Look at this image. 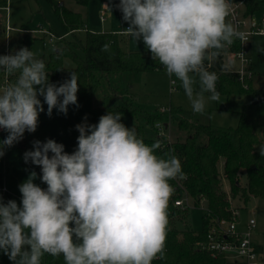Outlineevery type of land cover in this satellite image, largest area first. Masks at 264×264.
Here are the masks:
<instances>
[{
  "label": "clouds",
  "instance_id": "clouds-1",
  "mask_svg": "<svg viewBox=\"0 0 264 264\" xmlns=\"http://www.w3.org/2000/svg\"><path fill=\"white\" fill-rule=\"evenodd\" d=\"M115 7L128 24L124 34L142 41L166 75L181 82L194 113L202 115L209 100L219 101L218 77L205 62L247 39L228 19L231 0H119ZM109 50V44L102 48ZM0 71L16 77L0 88V130L8 133L0 140V157L25 132H36L43 104L49 117L53 109L67 115L70 105L79 107L78 75L51 83L44 61L27 47L0 55ZM122 115L109 111L96 124L85 117L75 126L72 153L53 139L35 140L24 153L25 163L40 167L47 187L34 182L32 171L19 185V204L0 195V251L12 264H42L45 254L62 256L64 264H152L164 258L170 181L183 178L182 164L174 155H157L160 142L146 144L134 126L121 122ZM259 153L264 157V145Z\"/></svg>",
  "mask_w": 264,
  "mask_h": 264
},
{
  "label": "trees",
  "instance_id": "trees-1",
  "mask_svg": "<svg viewBox=\"0 0 264 264\" xmlns=\"http://www.w3.org/2000/svg\"><path fill=\"white\" fill-rule=\"evenodd\" d=\"M62 20L73 40L60 38L55 49L42 59L48 71L49 81L59 85L70 78V72H75L79 78L77 93L78 105H70L67 115L53 109L51 117L47 115V105L39 115V125L34 133L25 132L24 137L11 147L4 149L0 157V190L7 184L12 175V163L8 159L7 150L17 149L21 156L26 151L33 150V141L45 142L53 139L64 145L67 153H72L77 147L79 132L76 125L83 123L87 117L88 124H96L102 115L109 111L122 113V123L126 127L136 129L140 138L148 145L159 141L161 147L157 155L176 156L182 164L183 178L170 181L174 189L167 209L168 225L165 255L163 259H155L152 264H234L224 255L213 256L201 248V243L207 238L209 227L218 226L220 219H232L233 209L247 204L252 197L264 198V157L260 156L259 147L264 145L260 130L264 126V88H254L252 80L244 87L237 74L223 69L222 53L212 65L218 77L217 91L220 94L246 95L248 103L240 112V121L236 127H217L210 124L189 122L179 118L181 129L188 131L184 140H170L168 136L148 137L145 126L156 129L157 121H165V113H145L132 102L123 97L108 95L101 106L94 105V98L101 87L102 79H110L116 73L155 72L165 70L154 61L149 51H126L121 46L119 33L114 31H90L82 14L68 8L65 0H47ZM81 5H87L90 0H74ZM6 6L7 0H0ZM264 0H247V13L261 9ZM78 31H84V39L76 37ZM36 37L26 33L18 38L14 51L27 47L33 51V41ZM62 44L60 46L59 44ZM105 44L110 45L109 51H102ZM264 53V52H263ZM74 62L73 67H65L64 59ZM206 66L208 61L205 62ZM10 75L8 82L15 80ZM199 89V86H198ZM43 103V97H40ZM176 112V111H175ZM173 113V111H171ZM8 135V133H7ZM6 135V137H7ZM23 168L35 171L40 179L41 169L33 164L23 163ZM246 176V183L242 182ZM41 181V179H40ZM225 181L230 185L226 189ZM42 183V181H41ZM47 185L42 183V188ZM184 194L189 196L193 206L204 204L203 228L195 230L189 223V209L175 206V200ZM4 202L15 200L19 204L21 193L10 189L2 194ZM241 200V203H240ZM182 223L183 228L178 224ZM0 264H12L8 256L0 251ZM42 264H64L62 256L54 258L45 254Z\"/></svg>",
  "mask_w": 264,
  "mask_h": 264
},
{
  "label": "rangeland",
  "instance_id": "rangeland-1",
  "mask_svg": "<svg viewBox=\"0 0 264 264\" xmlns=\"http://www.w3.org/2000/svg\"><path fill=\"white\" fill-rule=\"evenodd\" d=\"M64 3L68 8L82 14L90 31L108 30L117 32L124 50L148 51L142 41L136 42L130 36L124 34L123 29H126L128 24L123 21L122 13L115 7L119 0H90L87 5H81L74 0H65ZM105 5H108L112 11L110 12ZM102 11L106 13L105 21L100 19ZM263 14L264 5L254 12L259 21H261ZM41 25L62 36V38L73 40L72 34L67 31L62 20L47 0H7L6 6L0 4V55H8L9 52L15 50L18 38L26 33L36 37L33 41V52L37 58L51 53L55 47L52 44L44 45L43 38L45 36L38 33ZM261 29L262 32L251 37L249 46L252 85L254 88H264V22L261 24ZM84 36V31L76 33L78 38L84 39ZM59 45L62 46L61 43ZM227 57L231 56L227 53L223 55L225 73L240 69L241 63L238 60L231 59L230 63L226 60ZM216 59L217 57H213V62ZM64 66L73 67L74 62L69 58H65ZM6 75L5 72L0 71V86L6 82ZM171 80L176 82L174 87L171 85ZM198 86L197 83V91L199 90ZM108 95L123 97L145 113H157L162 106L171 107L173 113L167 114V120L162 121L164 132L171 140H184L188 136V131L180 128L177 120L179 118L188 120L191 123L197 122L217 127H236L240 121V112L248 103L246 95L239 97L236 94H220L219 101L209 100L207 102L204 114L194 113L181 82L175 77L169 78L165 70L116 73L111 75L110 79L103 78L101 87L95 95L94 105L101 106L104 98ZM145 132L148 137L157 135V130L151 126L146 125ZM259 133L264 141V126ZM7 156L13 167L12 175H9L7 179V186L20 193L19 185L28 178L31 171L22 167L25 163L24 155L21 156L19 150L8 149ZM25 164L30 165L31 162ZM262 164L264 165V159ZM34 182L42 187L38 176ZM242 182L246 183L245 175ZM225 186L227 190H230L227 181H225ZM20 201L21 199L19 203ZM239 209L238 223L241 228H245L248 220L254 218L257 223L256 232L264 233V198L252 197L246 205L242 204ZM204 213V204L190 207L189 223L193 229L200 230L203 228ZM178 227L183 228L182 223H179ZM255 238L261 240V237L256 236Z\"/></svg>",
  "mask_w": 264,
  "mask_h": 264
},
{
  "label": "built area",
  "instance_id": "built-area-1",
  "mask_svg": "<svg viewBox=\"0 0 264 264\" xmlns=\"http://www.w3.org/2000/svg\"><path fill=\"white\" fill-rule=\"evenodd\" d=\"M232 14L229 16V20L238 27L240 31L247 33V39L241 41L235 40L231 46L226 47L221 51L222 55L229 54L232 59L238 60L241 63L240 69L232 70L230 72L237 74L238 80L242 82L244 87H248L247 81L252 77V71L250 67L251 58L249 57V44L251 36L262 32L261 24L264 22V14L261 21H259L254 13H247V0H231ZM102 21L106 20L105 11L101 12ZM128 27V26H127ZM126 27V28H127ZM38 33L44 35V45L52 44L55 46L57 40L60 38L52 30L40 26ZM10 54V52L8 53ZM213 58L208 60L207 69L210 72H214L212 69ZM215 73V72H214ZM7 74V73H6ZM216 74V73H215ZM217 75V74H216ZM9 74L6 75V82L3 83L0 88L8 83ZM171 80V85L174 87L176 82ZM218 88V80L216 83V89ZM171 107H160V113L170 114ZM156 128L158 136H168L164 132V125L162 121L156 122ZM7 132L0 130V140L6 138ZM170 139V137L168 136ZM171 140V139H170ZM10 188L5 186L0 190V195L9 191ZM175 206L186 209L193 206L189 196L184 194L182 197L175 200ZM240 213L239 208L233 209L232 219H220L218 226L209 227L207 238L202 242L201 248L210 252L213 256L224 255L229 261L234 264H264V238L260 243L255 242L254 234L256 231L257 223L254 218H250L244 229H240L238 223V216Z\"/></svg>",
  "mask_w": 264,
  "mask_h": 264
},
{
  "label": "crops",
  "instance_id": "crops-1",
  "mask_svg": "<svg viewBox=\"0 0 264 264\" xmlns=\"http://www.w3.org/2000/svg\"><path fill=\"white\" fill-rule=\"evenodd\" d=\"M253 13H254V12H253ZM42 26H43V25H42ZM44 27H45V26H44ZM86 27H87V29H88V25H86ZM252 36H253V35H252ZM252 36H251V37H252ZM250 43H251V39H250ZM249 46H250V44H249ZM222 56H223V55H222ZM227 58H228V59H227ZM227 58H226V60H228V61L231 63L230 60H231L232 58H231V57H227ZM222 60H223V57H222ZM214 62H215V61H214ZM249 68H250V67H249ZM250 69H251V68H250ZM235 70H236V69H235ZM250 80H252V77H251ZM239 227H240V226H239ZM240 229H244V228H241V227H240ZM256 236L261 237V240H256V238H255ZM263 238H264V233H262V232H258V231L256 232V231H255V234H254V240H255V242L260 243V242L263 241Z\"/></svg>",
  "mask_w": 264,
  "mask_h": 264
}]
</instances>
